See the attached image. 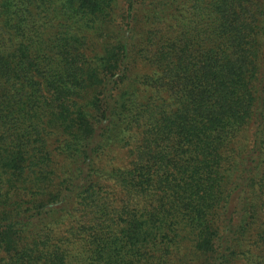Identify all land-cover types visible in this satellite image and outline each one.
<instances>
[{"label":"trees","instance_id":"1","mask_svg":"<svg viewBox=\"0 0 264 264\" xmlns=\"http://www.w3.org/2000/svg\"><path fill=\"white\" fill-rule=\"evenodd\" d=\"M0 264H264V0H0Z\"/></svg>","mask_w":264,"mask_h":264}]
</instances>
